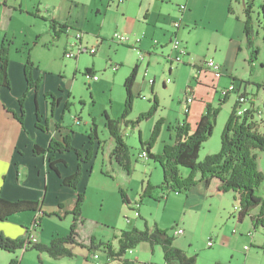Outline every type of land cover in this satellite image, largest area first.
Listing matches in <instances>:
<instances>
[{
	"label": "rangeland",
	"instance_id": "1",
	"mask_svg": "<svg viewBox=\"0 0 264 264\" xmlns=\"http://www.w3.org/2000/svg\"><path fill=\"white\" fill-rule=\"evenodd\" d=\"M78 1L80 2L79 6L70 10V0H0V48L4 34H7V40H12L10 45L15 50L16 47L25 46L26 41H30L31 36L39 30L44 32L46 22L39 15L37 17L30 13L41 11L40 14L46 15L44 9L49 7L54 9L59 17H68L70 14V18L88 32L84 37L87 46L91 47L96 44L95 35H93L95 32H100L101 36L107 40L102 45H96L98 52L95 55L82 52L77 58H73L66 57L64 52L62 60L69 64L66 76L71 79L73 84L70 109L65 112L66 122H70L74 118H79L81 122L83 120L93 122V117H95L97 124H99L98 118L102 117L101 113H104V109L112 113L119 109L124 111L126 92L123 84L126 76L133 68L131 62L136 57L142 66L134 84L135 91H138L139 94L135 95L132 111L127 118L130 117L129 119L135 121L139 114L149 111L155 97L158 98V107L153 115L148 119L141 120L134 127L132 124L123 127V131L126 130L128 135H125V140L131 146L132 172L128 173L127 170L118 165L128 174L127 176H133L132 181L126 179V181L128 180L126 187L119 185L121 182L120 179H117L119 173L108 172L107 167H103L102 159L105 158V155L101 150L97 152L94 159L96 166L93 174L90 175V183L85 189V201L82 205L85 219L84 223L80 225V238L89 243L90 238L94 236L98 241H111L113 244H117L115 237L119 235L122 229L145 228L146 225L153 227L157 224L160 228L167 229L170 234L177 235L176 239L179 238V240H183L182 235L184 234H176L178 228L186 231L187 240L190 239V241L185 242L184 246L188 248L189 255L197 256L195 264H264V227H258L255 237L252 238L248 233L249 228L252 230L250 220L247 218L243 224L237 222L234 215L236 206L232 200L234 191L205 199L202 206L196 209L185 207L183 199L186 193L183 192L178 194L176 191L165 192L162 194V199L145 196L141 198L142 191H144L143 186L146 187L148 182L152 185L162 183L164 175L158 162L149 157L140 156V138L143 141H149L151 132L148 131H152L161 118L164 124L165 119L163 117L165 116L175 122L177 117L180 118V122L188 118L193 126L188 121L189 124L194 128V117L199 115L198 103L195 98V101L188 105L189 111L190 108L191 111L185 112L186 86L188 84L197 85L196 71L198 68L195 65H203L205 60L222 58L227 55L231 32L235 31L237 20L240 19L241 13L239 11H241V6L243 7V0H231V3L234 2L233 5L228 2L223 3V0H194L195 6L191 12L192 16L187 19L184 12L185 25L178 31L180 41L188 50V54L184 56L181 63L174 60L170 61L171 59L168 57L171 54V46L167 40L172 35L165 30V25L162 24V29L157 27L156 33H153L150 26L148 27V22L143 16L145 9H143L141 0H123L121 3L113 0V3H109L108 6L106 4L108 0ZM160 2V0L156 1L151 12L156 16L155 13L158 12L159 5L162 4L164 7L160 12L166 14L170 20L177 12V4L185 5L186 0H163L162 3ZM254 4V16L261 19V5H264V0H254ZM230 6L233 10L229 12ZM21 9L23 12L18 11ZM242 18L244 21L243 15ZM172 29L174 30H171V34L177 31L175 27ZM114 31L124 33L132 39L142 38V41H150L151 38H156L160 43H163L164 47H158L155 53L147 55L144 60H140L138 50H132L128 44H119L111 40ZM263 34L264 30L259 28V33L255 39L259 55L254 61L255 64L249 60L251 49L243 41L238 56H235L233 73L244 80L241 82L243 85H247L246 80H250V85L247 88L248 94L254 97L256 101L254 104L262 110L261 116L255 114L254 117L258 118L257 124H261L263 120L262 128L264 130V103L259 100L264 94ZM7 40L5 42H8ZM142 47L148 49L146 45ZM72 49L73 47L69 44L66 52ZM60 51L61 47L54 46L48 56L58 57ZM38 52L44 53L43 48H38ZM117 63L120 64V68L116 67ZM86 67H94V71L100 80H91L85 73ZM145 69L146 72H144ZM170 69L171 73L169 74L168 70ZM223 77L222 82L226 85L221 83L222 85L218 87V96L216 95V100L213 103H210L209 100L205 101L204 112L208 104L214 106L219 98H223L220 93L221 89L229 87L230 83H227L225 76ZM167 78L170 79V82H166ZM151 79L156 80L152 89L149 85ZM203 91L206 96L211 97L213 95L212 90L205 88ZM229 96L219 112L212 135L201 147L199 159L206 153L211 154L220 150V135L227 118L231 114L233 102H237L238 94L236 91H232ZM256 96H259L258 100ZM81 99H84L85 102L82 103ZM246 105L248 104L244 106ZM188 113L189 116L186 115ZM163 124L161 130H163ZM80 127L79 125L78 128ZM82 127L84 130L85 123H82ZM102 129L103 126L101 125L98 129L99 137L106 139L102 134ZM161 130L151 149L153 153L160 150L161 145H163ZM105 143L106 145L109 144L107 141ZM257 153L259 156L258 166L264 172V151H257ZM106 166L110 167L109 164ZM180 169L181 171L188 170L185 167ZM121 188L129 196L131 207L123 202L119 192ZM263 191L264 180L257 193L262 194ZM230 212H233L231 216ZM126 216L130 221L127 220ZM31 217L32 214L26 213L24 219L28 220ZM72 219V214H67L66 217L46 216L42 219L43 230L40 232L45 230V235L57 230L61 234H67ZM233 227L238 230V233H233ZM210 237H212L211 245L208 244ZM72 251L73 257L53 259L46 255L47 253H40L31 249L23 253L21 264H41L40 260L45 264H104L103 261L108 260L104 251H95L99 258H93L90 257L89 249L80 245H74ZM132 252L134 253L131 254ZM162 252L161 246L156 245L155 252H153L149 244L142 242L131 252L127 251L126 255L128 257L137 255L138 261L145 263L164 264ZM21 254V250L10 253L0 249V264H9L12 257ZM111 262L117 263L113 260Z\"/></svg>",
	"mask_w": 264,
	"mask_h": 264
},
{
	"label": "trees",
	"instance_id": "2",
	"mask_svg": "<svg viewBox=\"0 0 264 264\" xmlns=\"http://www.w3.org/2000/svg\"><path fill=\"white\" fill-rule=\"evenodd\" d=\"M244 4V25L243 32L246 39L247 46L251 49L249 60L254 62L259 55V49L255 45V39L259 33V28L264 30V5H261L262 18L254 16L255 4L254 0L243 1ZM230 6V11H232ZM31 15H38L37 12L30 13ZM49 23V28L53 33V37L57 38L62 33L66 32L67 24L59 22L55 18H44ZM264 39V34H263ZM5 38L0 48V87H10V76L8 73V65L10 62L11 41ZM35 63L27 54L24 72L26 76L27 90H38L41 78H34L33 70ZM199 69V66L195 65ZM138 65L131 69L128 76L124 81V88L126 92V99L124 102V111L119 117H112L107 110L102 113L105 118V125L109 135L113 138L114 144L111 151V156L116 163L122 166L128 173L132 172L131 164V146L125 140L123 127L132 124L133 127L143 119H148L156 111L158 107L157 96L153 100L151 109L147 112L139 114L135 121L127 118L128 114L132 111V103L135 99L133 92L134 84L136 83ZM93 68L86 67L85 73L92 74ZM191 84L186 86L185 93L191 92ZM25 96L19 100L20 111L19 116L13 112L14 116L24 124ZM53 93L46 94V98L53 100ZM228 97V96H227ZM223 98L216 106L207 105L206 111L200 116L193 128L187 119L182 122L177 121L171 126L173 130V142L167 143L163 146L160 153H153L151 151L155 144L160 130L162 128L163 119H159L151 131L149 141H143L140 138L141 151L146 150L149 158L154 159L161 166L163 171L162 183L152 185L147 183L146 187L143 186L142 196L162 199V194L169 191H176L178 193H186L198 182L204 181L209 185L213 179H217L218 190L222 193L230 191L235 192V217L238 222H242L245 218L250 217L252 225L255 228L260 226L264 227V191L258 194L257 191L261 189L264 180V172L258 166V153L257 151H264V131L260 129L256 119L251 111H248L242 116L236 113L237 102L233 105L230 116L227 118L224 129L221 132V147L218 152L206 154L203 159H199V153L204 142L209 139L214 131L217 117L221 110V104L226 102ZM67 103L66 107H68ZM188 115V114H186ZM41 114L37 112L36 125L41 130L48 129L47 124H42ZM71 127H69L70 129ZM99 126L96 118L93 117L92 126L88 134L91 146L86 150L76 147L73 144L72 130L65 134L61 139L53 137L46 148L40 147L35 144L33 151L36 154L45 155L51 153L50 167L55 171L59 177H62L61 171L56 165L59 161L52 158L56 154H63L66 152L74 153L77 160V168L74 173L62 177V183L68 185L77 191V202L74 208L69 212L73 215L70 223L69 232L64 235L52 236L49 242H32L29 239V226L38 219V227H41L42 219L46 216H59L57 213L44 211L43 215L38 218L37 212L43 207V200L39 199H18L8 200L0 195V220H6L19 213L33 212L30 225L27 227L25 236L16 238L8 237L3 231L0 230V249L7 250V252L15 253L21 250L20 256L11 258L9 264H21L23 253L35 249L40 253H47L53 259L62 257H73L72 251L74 245L83 246L88 248L90 253L95 251H104L109 259L126 260L123 259L127 251L135 249L140 243L147 242L150 244L152 251L156 245L161 246L163 250V260L167 264H195L196 255H189L188 250L183 249L174 244V235L170 234L167 229L160 228L157 224L153 227L145 226V228H126L122 229L118 236H116L117 244L114 245L111 241H98L92 236L89 243H85L79 236V227L84 223V215L82 205L85 201V189L78 191L79 183L82 175L84 174V164H87L94 156L93 144L95 140L100 141L98 135ZM66 164L65 160H61ZM181 167L188 169V174L185 176ZM122 200L125 204L131 207V201L123 188L119 190ZM162 192V193H160ZM140 198V199H141ZM41 264H45L40 260Z\"/></svg>",
	"mask_w": 264,
	"mask_h": 264
},
{
	"label": "crops",
	"instance_id": "3",
	"mask_svg": "<svg viewBox=\"0 0 264 264\" xmlns=\"http://www.w3.org/2000/svg\"><path fill=\"white\" fill-rule=\"evenodd\" d=\"M156 1L157 0H141L143 9H145V13L143 16L144 19L147 20L148 22L147 23L148 27L150 26V28H152L153 33H156L155 30L157 27L159 29H162V24L165 25L164 26L165 30L170 35H172L170 39L167 40L170 42V46H171L172 39L175 36H178V31H180L183 25H185L184 14L186 13L187 19H189L192 16L191 12L195 6V2L194 0H186L185 4L187 6V9H185V11L183 12L179 10L181 4L178 3L176 9L177 12L175 13V16L169 20L166 14H161L160 12L162 7H164L162 4L159 5L160 7L158 8V12L155 13L156 16H154V13L151 12V8L153 7V5L156 4ZM160 1H161L160 3L163 2V0ZM111 2L113 3V0L106 1L107 6ZM222 2L231 3V0H223ZM233 3L234 2H232L231 5H233ZM79 4L80 2L78 0H70L69 9L71 10L73 8H76L79 6ZM96 9L97 12H99L98 8ZM18 11L23 12L22 9ZM44 11L47 13L46 15L40 14L41 11L37 14L41 17V19L44 20V22H46V29L44 30V32L39 30V32H36L35 35L31 36V38L29 39L30 41H26L25 46L19 48L16 47L15 50L11 48L10 62L8 65V73L11 79L10 80L11 85L10 87H4V86L0 87V195L5 198H8V200H18L21 198L29 199V200L30 199L43 200L44 203L42 207L45 211L48 212L53 211V213L54 212L57 213L58 215H60V217H66L67 214H70L69 212L74 208L77 202V191L69 187L68 185H64L62 183V177L75 172L77 168V160H76L77 157L74 153H70V152L54 155L52 159L55 161L57 160L59 161L56 165L62 172L61 173L62 177H59L57 174H55V171L50 167V158L52 154L51 153H47L45 155L36 154L33 151V146L35 144H38L40 145V147L46 148L53 137L61 139L65 134L70 132V129L72 130L73 144L76 147L82 148L83 150L85 149L87 150L92 144L88 139V134L90 132L92 122L86 120H83L81 122L79 118H74V120L72 119V121L66 122L65 112H67V110L70 109V104H71L70 97L73 95L72 94L73 84L71 83V79H69L66 76L69 64L64 63L62 60V58L64 57V52H66V48L69 46V42L73 39V37H75L78 33H81L82 34L81 41L86 44L87 41H85L84 37L85 34H87L88 32L82 29L81 27H79L78 23H76L74 19L72 20L70 18L71 17L70 14L68 15V17L66 16L59 17L55 13L54 9L52 10L49 7H45ZM243 11H244V4L243 7L241 6V11H239L241 13V16L240 19L237 20L236 29L235 31L231 32V39L229 41L230 47L228 48L227 55L223 56L222 58H217V59L212 58L219 63L223 61L221 63L223 67L222 75L219 77H215L210 67H207L205 65L206 60L204 61L203 65H197L199 66V69L196 71L198 76V78L196 79L197 85L196 86L191 85L192 87L191 91L196 98L199 109V115L194 117L195 118L194 128L196 127V123L199 120L200 116H202V114L204 113L206 106L205 101L209 100L210 103H213L216 100L217 89L219 86L222 85L221 83H224L222 82V78H224L223 76L226 77L228 81L227 83L230 84L235 83L240 87L241 90L243 88V91L248 93L247 88L250 85V80H246L248 84L243 85V83L241 82L244 80L233 73V64L235 62V56H238V53L241 50L242 42L244 41L245 43V37L243 32V26L245 25L242 18ZM44 18H55L59 20V22H64L65 24H67L66 32L62 33L61 36L54 38L53 33L49 28V23ZM179 19H181L180 26L178 27L176 32L174 31L171 34V30H174L172 29V27H174L173 26L174 21ZM113 34L111 40L115 43H118L113 39ZM63 35H65L64 38H62ZM93 35H95L94 41H96L95 42L96 44L94 45H102L103 43H106L107 40L104 39L103 36H101L100 32H95L93 33ZM6 36L7 34H4L2 39L3 40L4 38L6 39ZM129 39H130V44H128L130 45L129 48L133 50L136 49L135 47L137 46L139 49L145 52V58L147 55L155 53L158 50V47L159 48L164 47L163 43L162 42L160 43L156 38H151L150 41L149 40L142 41V38H140V42L138 44L134 43L136 39L134 38L133 39L129 38ZM158 43L160 44L158 45ZM143 45H146L148 49H144L142 47ZM54 46L58 48L61 47V51L59 52L60 55L58 57L48 56L49 52L52 51ZM38 48H43L44 53L38 52ZM27 54L30 56L31 60L36 65L33 70L34 78H39V77L41 78L40 86L38 90H27V83H26L27 80L24 72V66H25ZM253 64H255V62H253ZM116 65H118L117 68H120L119 63H117ZM131 65L133 67L138 65L139 68L138 73H139L142 66L138 61L137 57L135 60L131 62ZM91 68H93L92 75H97L94 71V67ZM144 72H146V69ZM168 73L169 74L171 73V69L168 70ZM99 80L100 77L97 81ZM163 83L164 85H166L164 81ZM153 84H149L151 89L152 87H154ZM224 85L226 84L224 83ZM205 88L213 91V95L211 97H209V95L208 96L204 95L203 89ZM49 92L53 93L54 96L53 100H55L54 105L52 104V99L46 98V94ZM133 92L135 95L139 94L138 91H135V85L133 87ZM24 95H26L24 100V106L26 111L24 113V124H21V122L14 116L13 112H16L17 115L19 116V111H20L19 100ZM223 98H219L218 101L215 102L214 106H216L219 103V101H221ZM256 98L258 100L259 96H256ZM259 100L261 101V103H264V94L263 97L261 96ZM193 101H195V99ZM81 102L84 103L85 102L84 99H81ZM226 102H223L221 104V109ZM67 103H69L68 107H66ZM235 103L236 102H233L232 107ZM37 112L41 114L42 124L48 125V129L46 131L41 130V128H38V126L36 125ZM122 112L123 109H119L114 113L109 111V115L112 117H119V115L122 114ZM187 116H189V113ZM163 118L165 119L163 124V130H161L163 145H161L160 150H157L155 153H160L163 149V146H165V144L173 142V137H172L173 130L171 129V126L175 123V121H172V119L166 116ZM179 119L180 118L177 117V121H180ZM187 121H189L188 118ZM262 121L261 124L259 125H260V129L264 131L262 128L263 126ZM82 123H85L84 130L82 129L83 128ZM98 123H99L98 124L99 128L101 125L103 126L102 134L106 139H100L99 137L100 141L95 140L92 146L94 149V156L93 159H91L87 164H84V174L82 175L81 181L79 183V188L77 189L78 191L86 189L87 185L90 183V175L93 174L94 168L96 166L94 159L97 156V152H99L100 150L105 155V158L103 157L102 159L103 167H107L106 170L108 172L114 171L115 173H119V175H117V179H120L121 181L119 185L126 187V182L129 179L131 180V178H133V176L132 177L127 176L128 174H126L125 171H123L119 167L118 163H116L114 158L111 156L114 140L107 131V127L105 125V118H103V116L100 117V119L98 118ZM79 125L81 126L80 128H78ZM69 127L71 128L69 129ZM87 129L89 130L87 131ZM148 132L150 133L151 131L149 130ZM124 134L127 135L126 130H124ZM139 136L141 137V135ZM106 141L109 142V144L106 145L105 143ZM205 155H203L202 158L200 157V159H203ZM61 160H65L66 164H64ZM108 164L110 165V167L106 166ZM188 172H189L188 170L186 171L182 170V173L185 176L188 174ZM126 179L128 180L126 181ZM141 182H143V179H141ZM218 183L219 181L217 179H213L209 185H206L204 181L198 182L197 185H195V187L190 189L184 195L185 197L183 199L184 200L183 202L185 207L188 206L190 209L191 208L196 209L202 206L205 199L207 200L208 198L214 196H222V194L224 193L218 190ZM235 195H236L235 192H233L232 193L233 203H235L234 200ZM84 212H86L85 209ZM26 213L32 214L31 219L30 218H28V220L24 219ZM26 213L22 212L14 215L13 217H10L9 219L0 220V230L11 238L25 236V234L27 233V227L30 225L31 220L32 218H34L35 215L33 212H26ZM235 213L236 212H234V215ZM232 214L233 212H230V216ZM247 218L250 220L251 222L250 224L252 228V230L249 228L248 233L252 236V238H254L258 229L252 225L253 223L251 221V218L250 217ZM247 218H245L242 222H240V224H243ZM233 229L235 230L233 231V233L235 234L238 233V230L235 227H233L232 230ZM41 230H43L42 222H41V227L37 228L35 233L40 242L46 243L50 241L52 236L64 235L57 230H55L54 232L52 231L50 234L44 235L45 230L43 232H40ZM79 232H81L80 227H79ZM185 232L186 231H184L183 233L184 235H182L183 240H179V238L176 239L177 235L173 234L175 238L174 244L183 249L188 250V248L184 246V243L187 242L188 240L190 241V239L187 240L188 236L185 234ZM176 234L178 233L176 232ZM211 238L212 237L208 239V244ZM153 252H155V249ZM133 253L134 252H132L131 254ZM137 258H138L137 255L128 257V255L125 254L123 259H127V262L126 260H120V261L115 260V262L117 263H113L111 262L112 259L107 258L108 260L103 261V263L104 264H112V263L113 264H140V263L144 264L145 263L143 261H138Z\"/></svg>",
	"mask_w": 264,
	"mask_h": 264
},
{
	"label": "built area",
	"instance_id": "4",
	"mask_svg": "<svg viewBox=\"0 0 264 264\" xmlns=\"http://www.w3.org/2000/svg\"><path fill=\"white\" fill-rule=\"evenodd\" d=\"M120 2L123 0H119ZM185 9H187L186 4L185 5H180V11L183 12L185 11ZM181 24V19L174 21L173 26L178 29V27ZM81 37L82 34L78 33L75 37H73V39L69 42L70 46L73 47V49L71 51H67L65 52V56L66 57H73V58H77L82 52H88V54L90 55H94L96 54V52H98L97 46L96 45H92L91 47L87 46L85 43H83L81 41ZM130 37L126 36L124 33H119V31H115L113 34V39L118 42L119 44H130ZM140 42V38H136L135 40V44H138ZM171 54H169V59H171L170 61H176V62H183V58L185 55L188 54V50L187 48L182 44V42L180 41V38L178 36H175L172 41H171ZM136 50H138V55L140 60H144L145 58V52H143L141 49H139L137 46L135 47ZM74 49H76V51H74ZM205 65L207 67H210V69L212 70V73L215 77H219L222 75V71H223V67L220 63L216 62L214 59H208L205 61ZM116 67H118V65H116ZM88 75V74H87ZM88 77L91 80H98L99 76L98 75H92L89 74ZM154 79L150 80V83L153 84L154 83ZM166 82H170V79L167 78ZM238 87V88H237ZM232 91H236L238 94V98H237V108H236V113L239 116L244 115L245 113H247L248 111H251L253 113V115L255 116V114H258L259 116H261L262 114V110L258 107V105H255L254 102H256L254 100V97L250 96L248 93H246L245 91L241 90L240 87L235 84V83H231L229 87L227 88H222L221 89V95L226 98L227 96H229V94ZM144 98H146V96H144ZM195 99L194 95L192 94V92H189L186 95L185 101L184 103L186 104L185 107V112H189V103H191L193 100ZM245 104H248L246 106H244ZM140 156L141 157H148L146 150H143L140 152ZM44 213V209H40L39 212H37V217L40 218ZM136 214H138V212L136 211ZM128 218V217H126ZM38 219H35V221L29 226V230H30V234H29V239L32 242H38V238L36 233V230L38 227L37 221ZM128 221H130V219H127ZM235 231V230H234ZM178 234L184 233V229L182 228H178L177 230ZM212 244V241L210 239L209 241V245ZM132 250H130L131 252ZM129 252V251H128ZM90 257L93 258H99L98 253H91ZM109 259V258H108ZM144 264H149V263H144ZM164 264H167L166 262Z\"/></svg>",
	"mask_w": 264,
	"mask_h": 264
}]
</instances>
